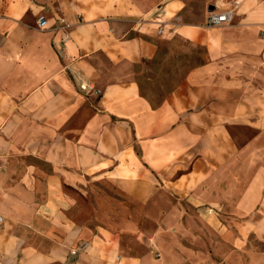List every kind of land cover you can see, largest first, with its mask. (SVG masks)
Instances as JSON below:
<instances>
[{"label": "crops", "instance_id": "0c3cea01", "mask_svg": "<svg viewBox=\"0 0 264 264\" xmlns=\"http://www.w3.org/2000/svg\"><path fill=\"white\" fill-rule=\"evenodd\" d=\"M225 9L230 21L205 24ZM157 34L206 60L154 105L134 66ZM211 117L251 133L214 174L205 144L201 165L189 154ZM214 130L226 137L227 123ZM260 154L264 0H0V264H210L203 211L228 177L238 212L264 205ZM251 225L264 235V216ZM183 229L186 256L168 240Z\"/></svg>", "mask_w": 264, "mask_h": 264}, {"label": "rangeland", "instance_id": "374dc122", "mask_svg": "<svg viewBox=\"0 0 264 264\" xmlns=\"http://www.w3.org/2000/svg\"><path fill=\"white\" fill-rule=\"evenodd\" d=\"M159 35L157 34V38L154 40L156 45L154 57L141 59L134 66L135 79L140 85L141 93L148 97L154 105L158 104L178 86L183 85L190 70L206 60L201 45L183 41L177 37L168 40L158 37ZM199 122V127H195V144L189 151V154H192L193 151L195 155L193 159L196 166L201 165L203 162L204 156H201L202 153L209 159L210 170L213 174L217 171L219 161L223 162L226 159L227 165L230 163L233 166L235 162V144L237 142L241 144L249 139L251 137L250 131L235 126L234 121L224 122L212 117L201 119ZM220 123H227L226 137L219 136L217 130H214ZM203 126L206 129H211L210 134H207L208 132L205 130V134L202 135L200 129ZM203 144H205L204 148L206 150L201 153L199 149ZM184 159L190 158L184 156ZM260 162L262 161L260 160ZM243 169L244 175L248 176L250 169ZM232 179L233 177H228L227 182L221 184L223 195L220 196V200L215 201L216 205H208L203 211L206 216L205 219H208L211 227L208 237L210 246L205 249V255L210 257V264H216L223 256H228V262L230 261L232 264H234V260L237 261V264H264V235L251 229V224L258 223L261 216H264L259 210V207L264 205H258V209L256 208L254 213L249 210H243L242 213L238 212L235 208L234 197L235 194L238 195V192L235 193L234 191L235 185ZM216 181H212V194L219 190V186L215 184ZM245 186L246 183L244 182L241 188L244 189ZM216 195L218 196V193ZM192 219H194V222L184 216L182 218L183 225L187 227L190 222L196 224V217H192ZM178 226H181L180 223ZM226 239L228 242L222 244V241L225 242ZM168 240L169 242L173 240L175 250L178 251L180 256H186L187 251L184 247L192 245V241L195 242L192 236L184 232V229L175 231L174 236L168 237ZM233 240H236V242ZM155 255L158 256L157 253Z\"/></svg>", "mask_w": 264, "mask_h": 264}, {"label": "built area", "instance_id": "2783aa9c", "mask_svg": "<svg viewBox=\"0 0 264 264\" xmlns=\"http://www.w3.org/2000/svg\"><path fill=\"white\" fill-rule=\"evenodd\" d=\"M231 14L232 11L231 9H225L222 11H217V10H210L207 18H206V25L209 27H215L222 25L231 19ZM45 23L43 16H39L37 19V24L39 27L43 26ZM79 87L81 90H83L86 93H100V89L96 88L94 84L91 83H85L82 82L79 84Z\"/></svg>", "mask_w": 264, "mask_h": 264}]
</instances>
